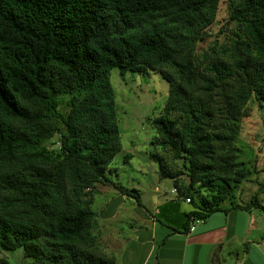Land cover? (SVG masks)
<instances>
[{"label":"trees","instance_id":"16d2710c","mask_svg":"<svg viewBox=\"0 0 264 264\" xmlns=\"http://www.w3.org/2000/svg\"><path fill=\"white\" fill-rule=\"evenodd\" d=\"M220 1L0 0V249L22 248L28 264H117L94 233V189L141 200L108 174L122 149L114 68L169 82L151 157L192 205L173 230L236 207L264 211L257 196L236 201L250 174L240 121L252 97L264 103V0H237L242 35L200 59L188 50Z\"/></svg>","mask_w":264,"mask_h":264},{"label":"rangeland","instance_id":"374dc122","mask_svg":"<svg viewBox=\"0 0 264 264\" xmlns=\"http://www.w3.org/2000/svg\"><path fill=\"white\" fill-rule=\"evenodd\" d=\"M237 0H221L215 21L207 28L203 39L198 40L188 52L202 59L209 54L211 45H228L232 49L237 34L242 35L240 21L231 17ZM220 53V52H218ZM231 52L218 57H231ZM169 68V67H168ZM117 108L118 126L122 136V149L113 159L109 176L126 187L136 188L148 200L159 192L156 188L167 190L171 197L173 183L169 178L160 179L158 164L151 157L156 148V129L153 119L162 114L169 95V82L156 71L141 74L127 71L124 75L118 68L110 73ZM249 115L240 121L238 161L246 164L250 171L248 179L241 185L244 193L263 194L264 187V103L255 97L248 102ZM50 146L58 148V136L53 137ZM158 149V148H157ZM128 155V156H127ZM254 180V181H253ZM93 208L100 213L94 233L98 236V246L107 255L123 259L127 254L129 239L127 230L133 221L130 204H114L113 193L121 194L113 185L97 184ZM143 190L144 192H142ZM162 192V191H161ZM171 192V193H170ZM174 193V192H173ZM178 194V192L176 193ZM128 198L124 194H122ZM262 195V196H263ZM175 196V195H174ZM141 199V195H140ZM135 201V197L132 199ZM112 203V204H111ZM137 203V202H136ZM188 208L191 204L185 202ZM130 209V210H129ZM117 212V213H116ZM31 261L24 255L22 248L9 251L0 249V264H28Z\"/></svg>","mask_w":264,"mask_h":264},{"label":"crops","instance_id":"0c3cea01","mask_svg":"<svg viewBox=\"0 0 264 264\" xmlns=\"http://www.w3.org/2000/svg\"><path fill=\"white\" fill-rule=\"evenodd\" d=\"M156 191L159 193L152 200L140 193L141 204L112 194L114 204L128 201L133 216L127 230L128 251L117 264H264L263 210L251 206L217 211L191 224L194 229L190 226L187 232H177L173 228L181 229L184 213L192 205L188 208L185 202H190L176 193L170 192V197L167 190ZM260 193L251 195L240 188L236 201L246 205L257 196L264 204ZM225 206L230 207V203Z\"/></svg>","mask_w":264,"mask_h":264},{"label":"built area","instance_id":"2783aa9c","mask_svg":"<svg viewBox=\"0 0 264 264\" xmlns=\"http://www.w3.org/2000/svg\"><path fill=\"white\" fill-rule=\"evenodd\" d=\"M173 192L174 193H177L178 192V190L176 189V188H173ZM187 202H189L190 201V199L189 198H187V200H186ZM199 220H196V222H198ZM191 229H194V225H192L191 226Z\"/></svg>","mask_w":264,"mask_h":264}]
</instances>
